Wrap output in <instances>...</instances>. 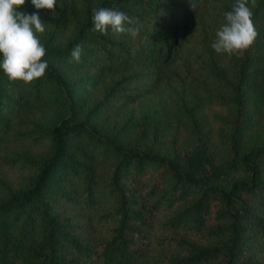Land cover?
Masks as SVG:
<instances>
[{"label":"trees","instance_id":"trees-1","mask_svg":"<svg viewBox=\"0 0 264 264\" xmlns=\"http://www.w3.org/2000/svg\"><path fill=\"white\" fill-rule=\"evenodd\" d=\"M78 1L61 2L40 39L41 78L0 69V264H264V0H248L258 35L240 58L211 47L235 0L205 12L206 0ZM99 8L133 18L138 35L93 31ZM16 11L41 16L31 0ZM95 63L127 74L90 103L81 91L95 79L58 64ZM163 75L190 97L181 141L162 115L110 119Z\"/></svg>","mask_w":264,"mask_h":264},{"label":"clouds","instance_id":"clouds-1","mask_svg":"<svg viewBox=\"0 0 264 264\" xmlns=\"http://www.w3.org/2000/svg\"><path fill=\"white\" fill-rule=\"evenodd\" d=\"M24 3L25 0H0V69L10 82L31 84L41 78L48 68L47 61L42 60L46 49L37 35L45 32L46 23L36 12L26 14L16 11ZM31 3L37 10L55 12L57 0H31ZM247 3L248 0H235L231 11L224 14L225 22L217 30L216 39L211 44L217 54L240 58L254 43L258 34ZM92 22V30L102 35L111 32L114 36L129 34L136 37L139 33L133 18L111 8L93 9ZM82 51V45L77 44L69 62L79 63Z\"/></svg>","mask_w":264,"mask_h":264},{"label":"rangeland","instance_id":"rangeland-1","mask_svg":"<svg viewBox=\"0 0 264 264\" xmlns=\"http://www.w3.org/2000/svg\"><path fill=\"white\" fill-rule=\"evenodd\" d=\"M218 1L219 0H206L203 4L202 10L205 12L204 7L205 9L211 8L213 5L217 4ZM61 2L71 4L72 7L79 12L80 2L78 0H57L55 12L48 9H40V18L46 24L45 32L38 34L39 39L45 35L46 38L49 37V32L53 27V20L61 13ZM66 8L68 10L64 11L62 17L69 21L71 20V13L69 11L71 8L68 5H66ZM69 29L68 23L63 25V32L61 33L58 41H56V44L61 43L68 36ZM58 68L66 73L71 79H95V83H92V87L81 91V96L90 103L98 102L102 99V89L104 85H107L109 88L123 75L127 74L125 71L123 73L120 69L103 67L100 63H95L88 68H76L64 64H58ZM148 84L145 85L143 92H141L142 94L139 95L140 92H138V95L136 94L134 100H130L122 106L120 105L116 110L112 111L109 115L110 119L116 123L121 120L130 119L131 123L141 119L143 116L162 115L163 119L167 122V138L170 140L173 137L172 135L175 134V136H178L181 141L176 123L177 121H182L184 118L181 114V110L191 106L188 91L183 88L181 89L174 79L166 75H163L157 84ZM219 110L215 107L205 108L202 110L204 117L209 121L212 127H215V124L212 121V114L219 112ZM55 113L56 107H53L48 111V118H53ZM103 123L106 124V122Z\"/></svg>","mask_w":264,"mask_h":264}]
</instances>
